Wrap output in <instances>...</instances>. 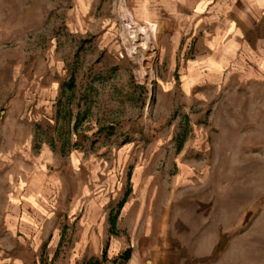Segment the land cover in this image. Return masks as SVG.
Returning a JSON list of instances; mask_svg holds the SVG:
<instances>
[{
  "label": "rangeland",
  "instance_id": "1",
  "mask_svg": "<svg viewBox=\"0 0 264 264\" xmlns=\"http://www.w3.org/2000/svg\"><path fill=\"white\" fill-rule=\"evenodd\" d=\"M125 1L144 75L115 0H0V264H264V57L210 69Z\"/></svg>",
  "mask_w": 264,
  "mask_h": 264
},
{
  "label": "crops",
  "instance_id": "2",
  "mask_svg": "<svg viewBox=\"0 0 264 264\" xmlns=\"http://www.w3.org/2000/svg\"><path fill=\"white\" fill-rule=\"evenodd\" d=\"M158 4L168 12L164 16L168 23L196 40L197 61L207 58L203 63L217 69L224 64L209 58L241 55L249 76L258 70L255 63L264 57V0H159ZM130 256L126 264H144L136 251ZM151 264L160 261L153 258Z\"/></svg>",
  "mask_w": 264,
  "mask_h": 264
},
{
  "label": "bare ground",
  "instance_id": "3",
  "mask_svg": "<svg viewBox=\"0 0 264 264\" xmlns=\"http://www.w3.org/2000/svg\"><path fill=\"white\" fill-rule=\"evenodd\" d=\"M114 10L121 21L122 38L128 53L143 60L139 61L137 71L144 75L148 66L147 58L153 57L160 48L156 26L150 22L148 16L140 22L125 0H115Z\"/></svg>",
  "mask_w": 264,
  "mask_h": 264
},
{
  "label": "trees",
  "instance_id": "4",
  "mask_svg": "<svg viewBox=\"0 0 264 264\" xmlns=\"http://www.w3.org/2000/svg\"><path fill=\"white\" fill-rule=\"evenodd\" d=\"M124 201H125V199H124L120 204L123 205ZM130 253H131L130 250H126V251L123 253V256H124V260H125V262H127V261L130 259V257H131V256H130ZM89 264H94V263L91 262V263H89Z\"/></svg>",
  "mask_w": 264,
  "mask_h": 264
}]
</instances>
